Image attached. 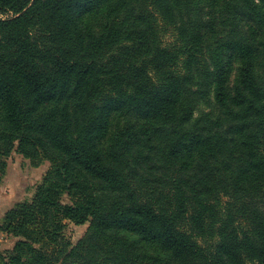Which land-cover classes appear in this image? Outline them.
<instances>
[{
  "label": "trees",
  "instance_id": "16d2710c",
  "mask_svg": "<svg viewBox=\"0 0 264 264\" xmlns=\"http://www.w3.org/2000/svg\"><path fill=\"white\" fill-rule=\"evenodd\" d=\"M14 152L48 170L0 264H264V0H0Z\"/></svg>",
  "mask_w": 264,
  "mask_h": 264
},
{
  "label": "rangeland",
  "instance_id": "374dc122",
  "mask_svg": "<svg viewBox=\"0 0 264 264\" xmlns=\"http://www.w3.org/2000/svg\"><path fill=\"white\" fill-rule=\"evenodd\" d=\"M230 67V79L236 78L239 63L236 59H232L229 62ZM206 111L205 108H202ZM48 170V163L41 161L36 164L31 163L28 160L23 159L17 153H12L7 159V169L5 177L0 184V225L2 216L7 211L12 209L16 204L29 203L34 196L36 187L40 184L43 176ZM65 229L62 233L63 238L70 242L72 246L76 245L86 233L88 224L83 226H75L71 222L66 221ZM12 238L0 232V253L5 254L14 246L11 240ZM132 239H135L132 237ZM141 248L153 255H163L155 245L142 242Z\"/></svg>",
  "mask_w": 264,
  "mask_h": 264
},
{
  "label": "crops",
  "instance_id": "0c3cea01",
  "mask_svg": "<svg viewBox=\"0 0 264 264\" xmlns=\"http://www.w3.org/2000/svg\"><path fill=\"white\" fill-rule=\"evenodd\" d=\"M4 215V214H3ZM3 217V216H2ZM9 241H12L13 242V244L15 243V241L16 240H14V239H11V240H9ZM2 248H1V246H0V250H1Z\"/></svg>",
  "mask_w": 264,
  "mask_h": 264
}]
</instances>
